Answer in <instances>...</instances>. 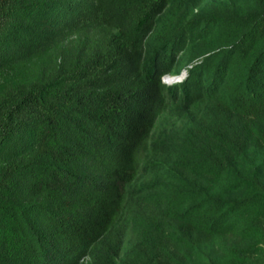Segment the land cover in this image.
<instances>
[{
	"label": "trees",
	"instance_id": "trees-1",
	"mask_svg": "<svg viewBox=\"0 0 264 264\" xmlns=\"http://www.w3.org/2000/svg\"><path fill=\"white\" fill-rule=\"evenodd\" d=\"M0 264H264V0H0Z\"/></svg>",
	"mask_w": 264,
	"mask_h": 264
},
{
	"label": "built area",
	"instance_id": "built-area-1",
	"mask_svg": "<svg viewBox=\"0 0 264 264\" xmlns=\"http://www.w3.org/2000/svg\"><path fill=\"white\" fill-rule=\"evenodd\" d=\"M186 78V72H184L181 76L175 77L172 82H182Z\"/></svg>",
	"mask_w": 264,
	"mask_h": 264
},
{
	"label": "rangeland",
	"instance_id": "rangeland-1",
	"mask_svg": "<svg viewBox=\"0 0 264 264\" xmlns=\"http://www.w3.org/2000/svg\"><path fill=\"white\" fill-rule=\"evenodd\" d=\"M175 77H177V76H165V77H163V79H164L165 83L168 84V83L172 82L175 79Z\"/></svg>",
	"mask_w": 264,
	"mask_h": 264
}]
</instances>
